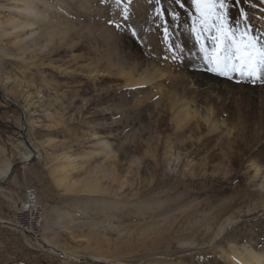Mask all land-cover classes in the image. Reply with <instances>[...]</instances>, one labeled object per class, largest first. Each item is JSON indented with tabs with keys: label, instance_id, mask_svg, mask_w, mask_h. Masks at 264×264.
Masks as SVG:
<instances>
[{
	"label": "rangeland",
	"instance_id": "obj_1",
	"mask_svg": "<svg viewBox=\"0 0 264 264\" xmlns=\"http://www.w3.org/2000/svg\"><path fill=\"white\" fill-rule=\"evenodd\" d=\"M227 3L264 41V0ZM197 15L192 0H0V88L21 109L0 94V264L264 259V81L209 72ZM26 141L41 156L24 165Z\"/></svg>",
	"mask_w": 264,
	"mask_h": 264
},
{
	"label": "snow or ice",
	"instance_id": "obj_2",
	"mask_svg": "<svg viewBox=\"0 0 264 264\" xmlns=\"http://www.w3.org/2000/svg\"><path fill=\"white\" fill-rule=\"evenodd\" d=\"M116 3L119 6L121 0H116ZM192 4L198 14L193 20L192 31L200 42L207 70L228 78L239 74L241 78L253 83L264 81V41L254 36L248 25L241 27L239 19L235 25L230 22L227 0H192ZM124 16L127 19V8ZM240 16L247 20L243 9H240ZM164 33L165 38H168L167 28ZM204 33L212 40L211 50L204 45Z\"/></svg>",
	"mask_w": 264,
	"mask_h": 264
},
{
	"label": "bare ground",
	"instance_id": "obj_3",
	"mask_svg": "<svg viewBox=\"0 0 264 264\" xmlns=\"http://www.w3.org/2000/svg\"><path fill=\"white\" fill-rule=\"evenodd\" d=\"M144 82H146V79L145 78H141V79L135 80L133 82V84H140V83H144ZM188 113H190V112H188ZM188 113H187V115H188ZM22 145L25 147V150H27V151H25V152H23L21 154L22 162H23L24 165L27 164V163H30V161H32L31 159L40 158L41 151H40L39 146L37 144H35V142L34 143L33 142H29L27 144L22 142ZM60 169H61V172H63V173L66 172V167L65 166L63 167V169L60 167ZM12 171H13L12 170V164L9 163L8 161H7V163H4L2 165V167H1V169H0V181H5L10 176ZM58 178H59V180H57V182H58L59 186L64 188V190L66 192H72L80 184L77 181L71 180L70 178L65 176V174H63L61 176V178L60 177H58ZM85 190L87 192L93 191V192L96 193V192L101 191V186L99 184H93V185L90 184V186L87 187ZM243 250L245 252L235 251V252H231L230 253L234 264L235 263L236 264H264V259H263V256L261 254H259L258 252L254 251L253 249H250V248L248 250H246L244 248ZM65 254L67 255L68 253L66 252ZM75 257L77 258V256H75Z\"/></svg>",
	"mask_w": 264,
	"mask_h": 264
},
{
	"label": "built area",
	"instance_id": "obj_4",
	"mask_svg": "<svg viewBox=\"0 0 264 264\" xmlns=\"http://www.w3.org/2000/svg\"><path fill=\"white\" fill-rule=\"evenodd\" d=\"M21 209H22V214H25V215L31 214L32 216L35 215L37 216V219L40 217L39 205L37 204V198H36V194L34 191L27 190L26 202L22 205Z\"/></svg>",
	"mask_w": 264,
	"mask_h": 264
},
{
	"label": "water",
	"instance_id": "obj_5",
	"mask_svg": "<svg viewBox=\"0 0 264 264\" xmlns=\"http://www.w3.org/2000/svg\"><path fill=\"white\" fill-rule=\"evenodd\" d=\"M0 94H1V96H2V98H4L7 102H9L10 104H14L9 98H7L5 95H3V92L1 91V89H0ZM6 97V98H5ZM15 105V104H14ZM17 108H19L17 105H15ZM20 109V108H19ZM21 110V109H20ZM21 114H22V116H21V118H22V122L24 123V133H26V130H27V123H26V120H25V115H24V113L21 111ZM26 143H28L27 141H26ZM35 161H37V158H34L32 161H30V162H35ZM14 169V165H12V170Z\"/></svg>",
	"mask_w": 264,
	"mask_h": 264
}]
</instances>
